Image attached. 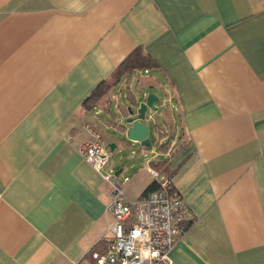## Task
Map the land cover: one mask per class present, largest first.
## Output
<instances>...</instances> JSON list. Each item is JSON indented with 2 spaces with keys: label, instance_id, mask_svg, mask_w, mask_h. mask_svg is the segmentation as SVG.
I'll return each instance as SVG.
<instances>
[{
  "label": "crops",
  "instance_id": "crops-1",
  "mask_svg": "<svg viewBox=\"0 0 264 264\" xmlns=\"http://www.w3.org/2000/svg\"><path fill=\"white\" fill-rule=\"evenodd\" d=\"M137 50L147 66L85 108ZM140 90L166 93L169 144L126 201L169 161L188 211L172 264H264V0H0V264H93L107 250L112 168L78 148L98 119L117 150L121 130L101 116Z\"/></svg>",
  "mask_w": 264,
  "mask_h": 264
},
{
  "label": "built area",
  "instance_id": "built-area-1",
  "mask_svg": "<svg viewBox=\"0 0 264 264\" xmlns=\"http://www.w3.org/2000/svg\"><path fill=\"white\" fill-rule=\"evenodd\" d=\"M88 139L82 142L78 153L95 170L102 172L112 153L105 148L99 133L86 125ZM159 189L151 191L136 206L125 199L123 182L110 169L103 179L111 186L108 211L114 217L110 227L113 238L105 252H93V264H172L170 252L182 234L180 224L188 211L178 196L171 195V181L157 171H151Z\"/></svg>",
  "mask_w": 264,
  "mask_h": 264
},
{
  "label": "water",
  "instance_id": "water-1",
  "mask_svg": "<svg viewBox=\"0 0 264 264\" xmlns=\"http://www.w3.org/2000/svg\"><path fill=\"white\" fill-rule=\"evenodd\" d=\"M141 94L142 90L136 94L135 104L125 107V112H120V120L116 116L113 117L117 120L116 125L121 130L122 137L118 141L123 146L133 148L138 145L139 152L152 151L155 144L160 141L157 131L160 124L156 122V119L160 111L164 109V103L154 91L148 92L143 98ZM151 123L154 124V131L158 137L155 140L150 138ZM108 148L113 154L116 144H111Z\"/></svg>",
  "mask_w": 264,
  "mask_h": 264
},
{
  "label": "rangeland",
  "instance_id": "rangeland-1",
  "mask_svg": "<svg viewBox=\"0 0 264 264\" xmlns=\"http://www.w3.org/2000/svg\"><path fill=\"white\" fill-rule=\"evenodd\" d=\"M156 93L162 99V101L167 99L166 93L164 91L156 90ZM119 102H120V104H122V107L126 106V103L124 100L120 99V101H118V102H117V100H114L113 101V107L111 108V114L113 116L118 117V119L120 120V118H121L120 117V112H121L120 109L121 108L119 109L118 105H117V104H119ZM165 104H167V102ZM166 109H167V111L162 109L160 111V113L157 115V119H156L157 123L164 124L165 118L163 115H164V113L169 111L168 107ZM101 117H103L108 122L117 123V121L114 117H111L110 115H108L106 113H103ZM93 124H92V128L95 126L93 129L99 133V135L102 138L103 144L106 146L107 141H108V136L114 135L116 133L115 129L114 128H106L105 124L101 123L98 119H96L93 122ZM150 127H151L150 138L152 140H155L158 137L154 131V124L151 123ZM166 134L168 135V137L165 139V141H168L169 136L171 137V131L167 130ZM165 141H163V142H165ZM154 149L155 148H153V151L145 150L143 152H139V146L138 145L133 147V148H127L119 142L118 149L113 152L112 158L110 159V162H109V165L107 168L108 169L109 168H112V169L124 168L123 175L132 178L131 184L124 187L125 192L128 193V190L130 189V187L135 184V181H136L135 174H136L137 170L140 167H148V164L146 161L152 160L155 157L156 152ZM108 169H106V170H108Z\"/></svg>",
  "mask_w": 264,
  "mask_h": 264
},
{
  "label": "trees",
  "instance_id": "trees-1",
  "mask_svg": "<svg viewBox=\"0 0 264 264\" xmlns=\"http://www.w3.org/2000/svg\"><path fill=\"white\" fill-rule=\"evenodd\" d=\"M147 66V59L142 55V51L141 50H137L135 51L117 70V72L115 73L113 79L111 82H107V83H102L94 92L93 94L85 101V108H91L95 103L98 102H108L109 101V94H110V90H111V86L112 83L118 81L120 78H122L123 76L126 75H131V73L139 68H143ZM136 102V98H134V101L132 104H135ZM161 126H159L158 128H160ZM158 131V129H157ZM159 136H160V140H161V135H160V131L158 132ZM169 143H166L164 145L160 144V141H158L155 144V148L156 149H162L168 146ZM169 163V161H165V160H161L160 162L156 163L153 162L152 166H153V170L157 171L159 174L164 175L166 178H168L171 181V176L168 173V168L166 167V165ZM165 166V168H164ZM159 189V185L156 181H154L151 185H149L144 193H143V197H145L148 193H150L151 191L154 190H158ZM169 191L171 193V195L173 196H178L177 192L174 189L173 183L171 181V185L169 188ZM184 222H182L180 224V228L183 230V225ZM190 224V223H189ZM187 225V224H186Z\"/></svg>",
  "mask_w": 264,
  "mask_h": 264
}]
</instances>
